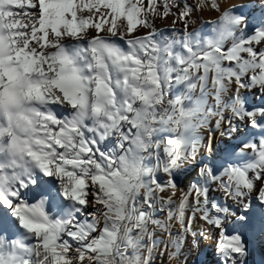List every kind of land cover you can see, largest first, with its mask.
Returning a JSON list of instances; mask_svg holds the SVG:
<instances>
[{"label": "snow or ice", "instance_id": "obj_1", "mask_svg": "<svg viewBox=\"0 0 264 264\" xmlns=\"http://www.w3.org/2000/svg\"><path fill=\"white\" fill-rule=\"evenodd\" d=\"M204 6L178 9L180 34L173 27L172 35L155 28L139 35L176 0H0V264H152L163 241L148 225L165 227L153 219L156 193L176 188L158 173L171 177L195 159L211 115L228 110L264 129V104L241 92L264 96V47H255L264 45V0L258 17L254 2L232 5L210 22L214 36L201 38L188 31V19ZM227 38L233 43L225 48ZM246 149L248 159L205 165L204 186L193 183L168 211L186 233L194 193L193 215L220 229L225 264H242L244 229L258 219L264 230V140L240 153ZM210 183L232 205L210 200ZM90 193L104 206L103 224L100 210L87 212ZM170 243V256H178L180 239Z\"/></svg>", "mask_w": 264, "mask_h": 264}, {"label": "bare ground", "instance_id": "obj_2", "mask_svg": "<svg viewBox=\"0 0 264 264\" xmlns=\"http://www.w3.org/2000/svg\"><path fill=\"white\" fill-rule=\"evenodd\" d=\"M254 1L255 0H215V3L218 7L213 8L212 0H205L204 7H201L199 9H196V8L193 9L188 19V27L191 26L193 23H196V22L198 23L202 21V23L206 25L207 27V31L205 32L207 33L206 36L207 37L214 36V32H213L214 25L210 23L211 21L218 20L219 17L223 14V12L228 10L230 6H232V3L234 5H241V4L253 3ZM198 2L199 0H189L188 4L196 5L198 4ZM145 3H146V0H145ZM176 4H177V7H174L172 9V12L166 17L162 15L161 16L151 15L149 17L151 26L149 28L139 27L138 34L143 35L151 31L152 28H155L157 30H167L165 31V34L172 35L171 30L173 29V27L180 30V32L177 34L182 33L184 29V25H183V22L177 19V12H178V9L183 8L185 3L184 2L182 3L181 1L176 0ZM159 11L160 12L163 11L162 6L159 7ZM259 15H260V11L258 10L256 16L258 17ZM173 21H176L175 25H173ZM201 24H200V27H201ZM196 31L198 32L197 29ZM255 47L259 49L260 47H264V45H255ZM233 82H234V86L228 97L234 96L235 94L236 85H235L234 80ZM183 90L185 91L184 88ZM197 91L200 94V88ZM210 92H211V87H209V93ZM241 92L244 96L247 97V100L250 104L257 105V106L264 104V96H262L257 90L242 89ZM222 95H224V93ZM210 97H211V93L207 97V106H209ZM228 97H226V99H228ZM217 121H219V124L217 123ZM230 121L231 123H229ZM199 135L201 139H200V143L197 146L196 155H195L194 160H189L185 162L181 166V168L177 169L175 173L173 174V176L171 177L168 174H165L163 172L158 173V178L161 183H166L169 179H174L176 188L173 190L172 188L169 187V188H166L164 191L168 192L169 198L171 199L173 197L177 198L179 202L183 194L188 192L189 188L193 185V183L199 184L200 186H204V177L200 175V170L205 165L223 166V164L229 159H231L233 162H236L237 158H239L241 154L238 155V153H236L232 149V147H234L235 145L243 146V144L249 143V142H255L258 144L261 140H264V129L251 128L248 125L236 120L232 116L230 111L224 110L221 114L209 116L208 122L199 130ZM166 138L167 137L165 136L164 139ZM161 154H162V150H161ZM152 163L155 164L154 159ZM159 193L160 192L156 193L157 197ZM88 198H89L90 203H89V207L87 208V212L92 213V212H97V210H100L98 212V219L100 220L101 224H103V216H102L103 205L95 203V197L91 195V193L89 194ZM169 198H166V201ZM209 198L210 200H213V199L216 200L218 203L221 204V206H224L225 204L232 205L233 203L230 199H225V197L223 196V193L218 189V185L216 183H210ZM175 208H172V209L174 210ZM233 210H236V209H233ZM161 211H164L168 215V205L166 207L159 206V210H158L159 215H161ZM236 211H237V216H239L240 212L238 210ZM193 213H194V193L192 196L189 197L187 205H186V210H185V225H188L189 221L191 222L190 229L187 231L190 235H195L194 231L198 223L201 221H205L201 218L202 213L195 212V215H193ZM80 218L84 219L85 217L82 215ZM172 220L176 223L178 230L181 232L180 237H183L185 233L183 232L180 223H178L175 220V218H172ZM229 220L232 221L234 220V218L229 217ZM202 225L203 224H201V226ZM249 229L250 230L248 231H249L250 240L253 242L258 241L259 243H261V246L264 251V230H261L258 219L254 221L253 227ZM197 232L199 231L197 230ZM212 232H213L212 237L214 238V236L216 235V230L213 229ZM168 235H169V232L167 230L166 236ZM194 237H195V245L191 242L193 244V247L191 248V250H187L186 247L184 248V250L182 249L183 255H182L181 264H221L222 263V260L218 253L219 251L217 249V246L215 245L214 239L209 237V233L206 236L200 235L199 233L197 234V236H194ZM8 238L11 239L12 237L9 236ZM182 241L181 243H183ZM27 242L31 243L32 241L29 240ZM73 248H75V245H73ZM165 250L166 249H164V247L161 250H157V247L153 249L152 264H173L174 263V260L171 257L169 258ZM147 254L148 252L146 250L144 255L146 256Z\"/></svg>", "mask_w": 264, "mask_h": 264}, {"label": "rangeland", "instance_id": "obj_3", "mask_svg": "<svg viewBox=\"0 0 264 264\" xmlns=\"http://www.w3.org/2000/svg\"><path fill=\"white\" fill-rule=\"evenodd\" d=\"M178 1H181L182 3L183 2L184 3H188L189 2V0H178ZM254 3L257 5V7L253 10V14L256 16L257 11L258 10L260 11V7L259 6L261 4V0H255ZM232 5H234V4L232 3ZM200 22L202 23V21H200ZM200 22L193 23L191 26L188 27V31L192 32L193 34L199 33L201 38H205V36L207 35V33H205L207 31V27L203 23H202L203 24L202 25ZM200 24H201V27H200ZM196 29L198 30V32L196 31ZM137 34H138V31H137ZM202 35H204V36H202ZM232 43H233L232 38H227L225 40V45H224L225 48L231 47ZM225 63H226V66H227V62H225ZM210 83H211V81H209V87H211ZM233 86H234V82L232 81V83H230L228 85L227 91L224 92V95H223L224 99H226V97H228L230 95ZM181 89H180V91L183 92L184 91L183 88H181ZM198 89L199 88H196V90L192 93L193 97H198L200 95L198 93V91H197ZM225 101L227 102V99ZM215 103L216 102H215V100L213 98V95L211 94L210 101H209V106H213V105H215ZM241 148H242V146H238V145H235L234 147H232V149L236 153H238V155L241 154L240 153V149ZM252 155H253V153H252L251 149H246L245 152L239 156V159H248ZM217 167H219V166L217 165ZM158 197L160 199H158L157 202H156V206H155V210H154V214H153V219L161 221L162 224L165 225V227L162 228L159 225L149 223L148 231L154 233V235L157 238V240L163 241V243H159L156 246L157 250H161L164 247V249L167 250V251L165 250V252L168 254L169 258L171 257L174 260L173 264H181L182 255H183L182 254L183 253L182 249L184 250V248L186 247L187 250H191V248L193 247L192 243H193V241H195V237L194 236H197V234H199V233H200V235H204V236L208 235V233H209V237L213 238L212 237V233H213L212 231H213V229H215L216 230V235L214 236L213 239H214L215 245L217 246V249H218V245H219V242H220V239H221L220 233H219L220 232L219 228H216L213 225H209V224L207 225V223H205V221H201V222L198 223V225H197V227H196V229L194 231L195 235H190L188 232H186V233L184 232L185 233V235H184L185 238H184V236L180 237L181 236V232L178 230V227H177L176 223L172 219H169L168 215L164 211H161V215H159V213H158L159 206L166 207L168 205L166 203L162 205L161 202H160L161 199L166 201V198H169L168 192H166V191L160 192ZM171 201H172L171 205H168V211H169V208H171V209L175 208L178 205L177 203H179V200L177 198H174V197L171 199ZM102 209H104V206H103ZM167 222H169V223H167ZM201 224H203V225L201 226ZM227 227H228L227 234H232V231H233L232 225L227 224ZM167 230H168V232H171V236H169V235L166 236V231ZM197 230L199 232H197ZM200 230H201V232H200ZM248 230H250V229L249 228L248 229H244L247 254L245 256H243L242 258L241 257H237L236 259L238 261H242V264H264V251H263V248L261 246V243H259L258 241H254V242L251 241L250 237H249V231ZM177 238H179L180 241L183 240L182 242L184 244L181 243L180 254L178 256H175V258H174L173 256H170V254L175 252L176 248L170 242L176 240ZM181 238H182V240H181ZM145 239H146V242H147V238H145ZM165 244H167V247H165ZM145 249L147 250V248H144V249L141 250V254H143V255L145 254V252H146ZM218 251H219V249H218ZM218 253H219V255L221 257V260H222L221 264H225V258L223 256V254L220 251ZM85 264H87V262H85ZM229 264H230V262H229Z\"/></svg>", "mask_w": 264, "mask_h": 264}]
</instances>
